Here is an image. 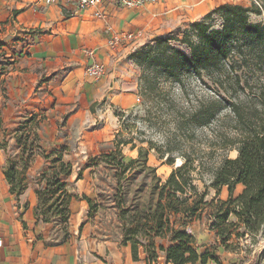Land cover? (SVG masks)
<instances>
[{"label": "trees", "instance_id": "trees-1", "mask_svg": "<svg viewBox=\"0 0 264 264\" xmlns=\"http://www.w3.org/2000/svg\"><path fill=\"white\" fill-rule=\"evenodd\" d=\"M252 14L264 15V0H254L251 7L221 5L202 20L185 24L181 40L176 37L181 34L178 30L179 34L157 37L129 55V60L143 71L139 82L142 93L158 90L161 78L181 83L187 72L196 74L205 85L211 83L218 99L200 107L184 122L208 126L228 109L235 138L225 135L224 143L230 145L222 146L238 152L237 158L224 160L213 171L211 186L218 193L228 187V199L221 200L217 195L208 201L207 193L199 192L195 185L194 173L202 163L196 167L194 160L182 155L184 164L163 181L157 169L148 164L150 151L157 150L153 143L148 142L149 148H145L133 139H125L121 131L117 133L112 151L103 155L102 162L116 172L112 199L121 223L122 244L131 247L135 261L143 249L148 264L156 262L160 254L171 264L216 263L209 249L199 252L195 237L188 232V227L204 216L225 250L235 251L241 243L255 246L264 238V22H252ZM175 41L185 50H178ZM116 116L121 121L125 113ZM44 120L37 115L24 118L16 133L20 163L7 161L4 175L11 193L19 199L29 188L25 172L34 157L51 160L37 183L35 217L37 223L54 224L67 237L74 197L63 177L72 174V166L64 161L63 151L47 154L41 146L38 130ZM182 125L178 123L177 128ZM129 145L138 155L126 162L123 149ZM158 154L160 160L165 159L164 153ZM175 162V157L167 158L168 165L174 166ZM237 185L244 189L234 196ZM85 200L96 212L97 204ZM164 240L169 242L168 247L158 245ZM260 258L264 259V251ZM251 264H256V257Z\"/></svg>", "mask_w": 264, "mask_h": 264}, {"label": "crops", "instance_id": "crops-1", "mask_svg": "<svg viewBox=\"0 0 264 264\" xmlns=\"http://www.w3.org/2000/svg\"><path fill=\"white\" fill-rule=\"evenodd\" d=\"M206 3V0H171L161 8H156L159 5L156 4L138 10L110 9L106 17L96 18L70 4L0 0V25L7 23V29L25 32L33 40L30 58L23 60L15 73L19 77L10 88L12 100L6 103L5 112L18 115V119L42 114L45 120L38 132L43 148L48 149L57 141L59 128L55 119L59 116L85 115L93 104L102 100L109 101L116 109L125 108L132 95L124 90L135 88V84L124 82L131 80L121 63L128 49L110 50L109 39L131 31H142L145 38L157 27L156 20L162 21L161 14L177 21L191 7L195 12L206 13ZM87 51H94L95 57L88 56ZM93 61L103 63L107 69L105 77L98 82L84 75ZM19 102L22 104L14 112L11 104ZM13 141L6 148L0 146V264H148L143 249L135 261L131 247L124 246L121 237L113 239L97 233L96 226L87 221L83 205L79 213L71 203L67 237L60 236L61 231L54 224L37 223L36 188L29 185L18 199L11 193L4 175L10 152L19 155L21 152L16 139ZM44 162L41 156L34 157L32 171L39 170ZM152 264L171 263L160 254ZM256 264H264V260Z\"/></svg>", "mask_w": 264, "mask_h": 264}, {"label": "rangeland", "instance_id": "rangeland-1", "mask_svg": "<svg viewBox=\"0 0 264 264\" xmlns=\"http://www.w3.org/2000/svg\"><path fill=\"white\" fill-rule=\"evenodd\" d=\"M178 1V0H176ZM254 0H206V13L195 12L191 7L185 11L177 21L172 20L169 15H162V21L156 20L157 27L151 29L147 36L137 46L125 47L128 51L122 56V65L130 74V81L124 80L125 84H135L133 90L125 89V93L131 94V101L123 109H116L107 100H102L93 104L90 111L85 115L75 116L61 115L55 119L59 128L57 141L48 149H44L47 154L52 151H63L64 161L71 164L72 174L63 177L67 183V188L73 198V208L76 207L80 213L83 207L87 210V221L96 226L97 233L109 236L113 239L122 238L121 223L118 221L117 213L114 208L113 195L116 192L117 181L116 172L108 168L102 160L103 155L108 154L113 149V141L119 131L125 139H133L135 144L149 148L153 143L157 150H151L148 157V164L157 169V176L165 181L176 169L177 166L184 164L185 157L194 160V165L198 167L194 173L195 185L199 192L207 193V200H212L215 196L219 199L227 200L229 197L228 187H222L218 193L212 186L213 171L220 167L226 159H235L238 152L229 146L224 148L222 145H230L225 142V135L235 138L234 123L229 118V110L225 109L221 115L211 122L208 126H191L185 124V119L190 114L197 111L200 107L212 105L217 98L216 92L208 83L205 85L193 72L186 73L182 77V82L166 81L161 78L158 81V90L142 93L139 89L142 69L129 60V55L138 50L141 46L152 41L157 37H167L171 33L176 35L179 40L184 36L187 27L185 24L194 23L224 4H240L251 7ZM172 3V2H171ZM164 3L156 6L163 7ZM174 4V2L172 3ZM254 23H263L264 15H251ZM173 22L174 24H172ZM25 32L7 29V23L0 25V146L8 147L12 142L15 143L16 133L24 118L18 119V115H8L5 112V105L10 99V88L16 85L19 75L15 73L20 70L21 63L30 58V48L33 40L27 37ZM195 41V40H194ZM178 50L185 48L178 42H173ZM4 54V56H1ZM4 65V68H2ZM14 81V82H13ZM128 86V85H127ZM130 88V87H129ZM11 102H17L13 100ZM22 102L11 104L14 108L20 107ZM116 113H125V117L120 121ZM41 118L42 114H33ZM31 115V116H33ZM55 118V117H54ZM178 123H182V128H177ZM69 129V132L63 128ZM35 129V126H34ZM40 131V127H39ZM39 134V132H38ZM40 135V134H39ZM17 141V139H16ZM141 141H145L141 144ZM42 146V143H41ZM43 147V146H42ZM131 145L123 149L125 161L129 162L138 155L137 150L132 151ZM158 153L166 155L164 160L158 158ZM175 157L174 166L167 164V158ZM20 163L21 152L14 154L10 152L8 161ZM34 159L25 172L29 185L33 188L38 187L40 175L49 169L51 160L43 163V166L35 172L32 171ZM79 174L82 179L78 180ZM45 187V185L43 186ZM243 186H236L234 196H238L243 191ZM89 198L97 204V211L92 212L90 205L85 200ZM188 232L196 239V246L200 253L209 249L214 253L215 264H248L254 257L256 261L262 262L260 258L264 251V238H261L255 246L250 243H241L235 251L225 250L219 246L215 234L209 230L206 217L201 221H195L188 227ZM62 236V232H60ZM158 245L169 246L167 240L158 241ZM214 262V261H210Z\"/></svg>", "mask_w": 264, "mask_h": 264}, {"label": "built area", "instance_id": "built-area-1", "mask_svg": "<svg viewBox=\"0 0 264 264\" xmlns=\"http://www.w3.org/2000/svg\"><path fill=\"white\" fill-rule=\"evenodd\" d=\"M171 0H44L45 5H73L80 12H89L96 18L106 17L110 9L138 10L148 5L166 3ZM144 39L142 31L122 32L112 36L108 41L110 50L115 51L122 47H133L139 45ZM88 56L95 57L94 51H87ZM106 66L93 61L85 69V78L98 82L105 77Z\"/></svg>", "mask_w": 264, "mask_h": 264}, {"label": "water", "instance_id": "water-1", "mask_svg": "<svg viewBox=\"0 0 264 264\" xmlns=\"http://www.w3.org/2000/svg\"><path fill=\"white\" fill-rule=\"evenodd\" d=\"M180 166H177L176 168H179Z\"/></svg>", "mask_w": 264, "mask_h": 264}]
</instances>
